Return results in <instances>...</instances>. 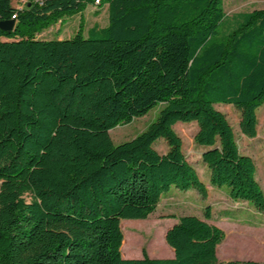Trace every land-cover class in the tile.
Listing matches in <instances>:
<instances>
[{"label":"trees","instance_id":"obj_1","mask_svg":"<svg viewBox=\"0 0 264 264\" xmlns=\"http://www.w3.org/2000/svg\"><path fill=\"white\" fill-rule=\"evenodd\" d=\"M94 2L28 0L18 9L0 0V21L16 15L12 31L0 28V264H264V238L262 261H219L224 231L207 221V207L166 230L168 258H123L120 225L146 218L173 185L207 196L173 129L179 121L197 124L210 185L264 214L254 160L215 108L236 107L241 133L256 136L264 8L238 13L216 39L222 0H99L106 26L37 37ZM160 104L144 130L113 143L110 129Z\"/></svg>","mask_w":264,"mask_h":264},{"label":"rangeland","instance_id":"obj_2","mask_svg":"<svg viewBox=\"0 0 264 264\" xmlns=\"http://www.w3.org/2000/svg\"><path fill=\"white\" fill-rule=\"evenodd\" d=\"M16 3V0H13ZM225 19L217 29L216 39H220L234 25V18L240 12H249L264 8V0H222ZM81 23L82 34L93 26L103 27L108 23V11L105 5L88 4L82 11L57 22L37 35L39 38H67L72 36ZM162 104L153 107L145 115L133 118L129 123L120 124L109 130L114 144L133 138L144 130L158 115ZM223 112L232 126L239 150L254 160L256 178L264 191V103L256 110V136H244L239 128L240 111L230 104H215ZM174 131L182 140V150L200 179L206 184L207 196L202 197L196 189L181 190L174 185L163 193L155 210L144 219H121L123 233V258H137L144 251L151 258L173 256L171 247L165 242L166 230L185 214L204 216L205 208L210 209V221L224 231V238L217 245L216 255L219 261L254 260L262 261L264 238V214L256 212L253 206L244 201H233L226 195V187H213L209 183V170L202 162V147L194 142L197 131L196 122L179 121L173 125ZM159 152L166 150L164 140L154 143ZM28 199V198H27ZM121 250V249H120Z\"/></svg>","mask_w":264,"mask_h":264},{"label":"water","instance_id":"obj_3","mask_svg":"<svg viewBox=\"0 0 264 264\" xmlns=\"http://www.w3.org/2000/svg\"><path fill=\"white\" fill-rule=\"evenodd\" d=\"M15 25H16V20L13 18L9 20L0 21V28L5 31H12L15 28Z\"/></svg>","mask_w":264,"mask_h":264},{"label":"built area","instance_id":"obj_4","mask_svg":"<svg viewBox=\"0 0 264 264\" xmlns=\"http://www.w3.org/2000/svg\"><path fill=\"white\" fill-rule=\"evenodd\" d=\"M26 2H27L26 0H21L20 5H18L17 8L21 9L25 5ZM98 3H99V0H95L93 5H97ZM13 19H16V15H13Z\"/></svg>","mask_w":264,"mask_h":264},{"label":"crops","instance_id":"obj_5","mask_svg":"<svg viewBox=\"0 0 264 264\" xmlns=\"http://www.w3.org/2000/svg\"><path fill=\"white\" fill-rule=\"evenodd\" d=\"M26 1H28V0H26ZM20 2H21V0H16V3H14L13 2V0H12V5L13 6H18V5H20ZM106 6V8H107V5H105ZM62 24H63V22H62ZM227 195V194H226ZM236 202V201H235ZM245 202V201H244ZM257 212V211H256ZM209 223H212V224H214L212 221H210V219L209 220H207ZM216 251H217V249H216ZM137 258H139V257H137Z\"/></svg>","mask_w":264,"mask_h":264}]
</instances>
